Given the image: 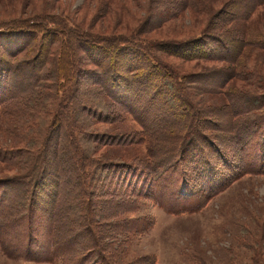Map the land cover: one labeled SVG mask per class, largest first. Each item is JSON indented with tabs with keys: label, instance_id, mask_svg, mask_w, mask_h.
Returning <instances> with one entry per match:
<instances>
[{
	"label": "trees",
	"instance_id": "obj_1",
	"mask_svg": "<svg viewBox=\"0 0 264 264\" xmlns=\"http://www.w3.org/2000/svg\"><path fill=\"white\" fill-rule=\"evenodd\" d=\"M166 1L162 0L163 7L179 9L175 0ZM245 2L246 17L264 5V0ZM148 10L146 24L130 35L88 33L68 18L50 14L0 22V48L9 56L6 60L0 52L1 115L11 121L23 115L24 107L33 108L31 114L25 111L31 121L24 147L0 148V162L15 168V177L0 180V185L9 188L12 196L23 190L20 206L2 204L0 217L10 212L13 217L19 211L31 228L34 215L41 214L43 223L52 229V246L62 264H120L119 257L117 262L112 259L113 251L104 239L117 229L126 232L123 228L130 225V216L144 200L156 204V182L186 163L182 180L187 192L201 194L198 208H202L216 187L204 186L203 181L216 182L215 176L232 171L233 157L239 165V151L243 153L255 137L264 146V93L227 87L243 79L241 46L264 50V38L231 31L234 34L228 41L213 29H205L181 41H147L139 34L141 28L151 32L169 18L168 13L150 6ZM3 38L20 40L19 48L12 53ZM30 48V59L14 62ZM163 55L223 65L195 73L188 81ZM85 56L91 58L95 70L84 72ZM54 63L53 82H42ZM14 64H21L23 75H11ZM91 81L94 89L88 90L84 85ZM8 88L11 94L5 95ZM201 93L228 99L223 110H217L224 125L197 106L194 99ZM42 107L46 110L39 112ZM167 117L173 123H167ZM127 118L142 127L140 136L112 134L110 129L97 132L98 124L117 125ZM143 143H147L145 158L131 164L118 157H98L100 147ZM225 146H235L238 153L229 155ZM192 175L196 178L191 179ZM109 218L118 222L109 224Z\"/></svg>",
	"mask_w": 264,
	"mask_h": 264
},
{
	"label": "rangeland",
	"instance_id": "obj_2",
	"mask_svg": "<svg viewBox=\"0 0 264 264\" xmlns=\"http://www.w3.org/2000/svg\"><path fill=\"white\" fill-rule=\"evenodd\" d=\"M175 1L180 5L179 9L170 11L166 5L163 7L162 0H0V22L50 14L66 17L80 30L88 33L103 36L130 35L146 24L150 6L161 14L168 13L166 16L169 18L162 27L151 32H147L146 27L141 28L139 34L147 41H181L194 37L205 29H213L228 41L231 34L237 35L236 32L244 35L256 34L264 38V5L250 10V13L248 10L249 16L246 17L245 1L248 0ZM4 43L11 47L12 53L20 46V40L17 39L4 40ZM241 47L244 49L240 69L243 79H238L227 87L234 86L248 93H264V50ZM3 50L2 46L1 57L8 60L9 56ZM31 50L33 49L30 48L25 54H18L14 62L22 63L27 56L26 59H30L33 54ZM163 56L164 60L167 59L188 81H191V75L195 73L211 71L214 67L223 65L200 59L187 62ZM83 59L84 72L96 69L91 58L85 56ZM14 65L15 71L11 75L21 76L24 71L21 64ZM53 65L54 69L56 63L48 66V70L44 72L42 82H53ZM93 84L91 81L84 87L91 90L94 89ZM195 88L199 89L197 86ZM9 90L10 88L5 95L11 94ZM194 101L210 118H216L218 123L225 124L222 115L217 111L223 110L228 103L224 95L201 93ZM42 108L39 112L46 110ZM31 109L33 108L24 107L23 115L11 121L9 116L4 117L0 112V148L17 150L24 147L23 143L30 131L28 122L31 121L26 117L25 111L31 114ZM164 120L173 123V118L167 117ZM97 128L102 130L97 131L102 134L104 129L112 130V134L123 133L126 136H140L142 133V127L130 118L117 125L98 124ZM146 150L147 143L119 148L105 146L100 147L101 155L98 157L105 160L118 157L117 159L131 164L145 158ZM225 150L232 156H235V150L238 153L235 146H225ZM263 152V142L255 137L243 153L239 151V165L233 157L230 164L232 171L215 176L213 179L216 182L205 179L204 186L215 184L216 187L213 196L202 208H198L202 201L201 194L187 192L182 180V172L187 164H178L176 173L165 176L162 182L155 183L156 204L151 200H144L140 210L130 216V225L123 228L126 232L122 233L117 229L110 238L104 239L113 251L112 259L116 258V261L119 257L117 261L120 264H154L155 260L156 264H264ZM14 169L10 164L0 162V180L8 176L15 177L12 174ZM192 173L194 174V171ZM195 178V175L191 176V179ZM141 185L142 183L139 187ZM147 185L149 187V184ZM22 192L23 190L13 192L12 196L9 188L0 185V207L2 204L13 207L14 203L20 206ZM5 214L7 215L1 213L0 217V225L4 226L0 230V264H62L52 246V229L43 223L44 217L41 214L35 213L31 228L19 211H16L13 217L9 216L12 212ZM106 222L116 224L118 221L109 218Z\"/></svg>",
	"mask_w": 264,
	"mask_h": 264
}]
</instances>
